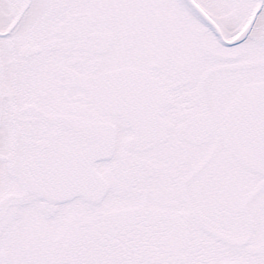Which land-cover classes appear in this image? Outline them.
Here are the masks:
<instances>
[{"label":"flooded vegetation","instance_id":"1","mask_svg":"<svg viewBox=\"0 0 264 264\" xmlns=\"http://www.w3.org/2000/svg\"><path fill=\"white\" fill-rule=\"evenodd\" d=\"M258 1L0 0V264H264V176L220 135Z\"/></svg>","mask_w":264,"mask_h":264},{"label":"water","instance_id":"2","mask_svg":"<svg viewBox=\"0 0 264 264\" xmlns=\"http://www.w3.org/2000/svg\"><path fill=\"white\" fill-rule=\"evenodd\" d=\"M261 2L262 0L258 1L252 16L248 19L244 29L235 41L240 39L250 29ZM198 14L224 43H231L220 36L206 15L202 12H198ZM262 64H264V60L251 61L234 66L245 67ZM221 67L229 68L231 66L224 65ZM221 121L220 135L222 145L232 153L235 160L243 168L264 176V81L248 82L240 86L224 108ZM209 132L208 125H206L204 132L195 131L189 134L193 137L199 136L198 139L183 138L193 143H202L207 140Z\"/></svg>","mask_w":264,"mask_h":264},{"label":"rangeland","instance_id":"3","mask_svg":"<svg viewBox=\"0 0 264 264\" xmlns=\"http://www.w3.org/2000/svg\"><path fill=\"white\" fill-rule=\"evenodd\" d=\"M229 96H222L221 100H220V113L224 107V105L226 104V102L228 101Z\"/></svg>","mask_w":264,"mask_h":264}]
</instances>
